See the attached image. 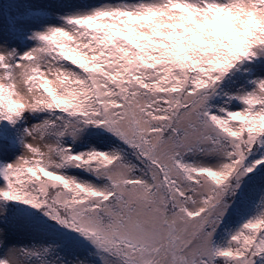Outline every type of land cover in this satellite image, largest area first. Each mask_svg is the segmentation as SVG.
<instances>
[{
    "label": "snow or ice",
    "instance_id": "6c2138e0",
    "mask_svg": "<svg viewBox=\"0 0 264 264\" xmlns=\"http://www.w3.org/2000/svg\"><path fill=\"white\" fill-rule=\"evenodd\" d=\"M0 264H264V0H0Z\"/></svg>",
    "mask_w": 264,
    "mask_h": 264
}]
</instances>
